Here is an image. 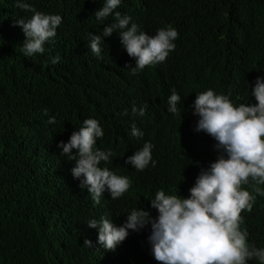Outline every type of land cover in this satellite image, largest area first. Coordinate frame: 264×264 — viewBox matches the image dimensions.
Returning a JSON list of instances; mask_svg holds the SVG:
<instances>
[{
	"label": "trees",
	"instance_id": "1",
	"mask_svg": "<svg viewBox=\"0 0 264 264\" xmlns=\"http://www.w3.org/2000/svg\"><path fill=\"white\" fill-rule=\"evenodd\" d=\"M26 2L37 11L59 13L63 23L56 42L50 47V40L46 42L42 57L31 63L20 51L25 36L16 26L31 13L17 8L16 0H0V264H158L128 243L118 263L105 256L98 229L87 226L99 217L98 211L79 192L83 177L73 178L75 162L61 157L56 144L67 143L84 120L99 119L104 135L95 147L114 154L112 163L101 166L131 182L107 207L124 213L123 223L136 208L156 219L150 199L157 191L188 198L203 170L200 164L208 158L180 145V122L189 114L187 96L206 87L244 93L249 77L258 72L264 78V0H122V10L135 22L154 16L153 29L170 26L178 32L173 57L135 75L125 68L134 67L135 59L123 55L120 47L105 46L102 52L113 50L101 58L85 47L94 28L91 14L105 0ZM164 84L181 96L182 114L170 116L164 101L155 100ZM132 107L144 108L145 114L134 116ZM125 109L128 115L121 116ZM50 117L55 124L48 123ZM133 124L142 137L131 135ZM146 142L153 145L155 166L137 171L125 165ZM252 183L242 188L256 195ZM260 188L264 191V185ZM241 216L247 242L264 248V195H256L252 211ZM149 230L150 225L140 231ZM135 233L129 230L128 237ZM85 239L92 247L83 246ZM247 264L259 261L253 258Z\"/></svg>",
	"mask_w": 264,
	"mask_h": 264
},
{
	"label": "clouds",
	"instance_id": "2",
	"mask_svg": "<svg viewBox=\"0 0 264 264\" xmlns=\"http://www.w3.org/2000/svg\"><path fill=\"white\" fill-rule=\"evenodd\" d=\"M15 6L31 13L28 19H18L16 26L25 36L20 51L29 62L36 63L45 52V43L50 40V47L56 42L63 17L56 12L37 11L26 0H16ZM153 18L137 23L122 10V0H105L91 14L94 28L86 36L85 47L98 58L112 52L113 48L105 52L111 46L120 47L123 55L135 59L134 67L125 65L133 75L148 66L166 64L173 57L178 32L170 26L156 31L150 26ZM59 59L57 55L50 62L54 65ZM247 82L248 92L244 93L206 87L186 95L189 114L180 122L184 126L180 145L208 160L200 164L203 170L188 198H180L177 192L166 195L164 190L155 193L150 207L158 212L156 219L143 208H136L123 223L124 213L116 212L117 207L115 212L107 210L112 201L129 190L131 182L101 166L112 163L110 157L114 154L95 147L97 139L104 135L98 118L84 120L67 143L56 144V148H62L61 157L75 162L71 169L73 178L83 177L79 192L92 201L99 214L87 226L98 229L97 242L111 262H119L120 250L128 243L147 261L156 260L158 264H247L253 258L264 264V248L250 245L248 232L241 230V213L251 212L256 195H264L260 188L264 185V78L257 72ZM159 99L164 101L170 116L180 113L181 96L165 84L155 100ZM131 111L134 116L145 114L144 108L138 111L132 107ZM126 115L127 109L121 113ZM48 123L55 124L56 118L50 117ZM131 135L140 138L143 132L133 124ZM152 149L153 145L146 142L125 159V165L137 171H143L150 163L154 167ZM250 181L256 195L242 188ZM148 225L151 230L140 231ZM129 230L136 233L128 237ZM83 246L90 248L92 242L85 239Z\"/></svg>",
	"mask_w": 264,
	"mask_h": 264
}]
</instances>
